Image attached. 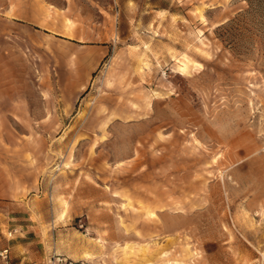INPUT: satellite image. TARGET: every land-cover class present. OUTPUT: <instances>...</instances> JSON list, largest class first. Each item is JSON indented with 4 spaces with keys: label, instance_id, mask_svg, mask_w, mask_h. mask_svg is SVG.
<instances>
[{
    "label": "rangeland",
    "instance_id": "374dc122",
    "mask_svg": "<svg viewBox=\"0 0 264 264\" xmlns=\"http://www.w3.org/2000/svg\"><path fill=\"white\" fill-rule=\"evenodd\" d=\"M9 220L40 264H264V0H0Z\"/></svg>",
    "mask_w": 264,
    "mask_h": 264
},
{
    "label": "crops",
    "instance_id": "0c3cea01",
    "mask_svg": "<svg viewBox=\"0 0 264 264\" xmlns=\"http://www.w3.org/2000/svg\"><path fill=\"white\" fill-rule=\"evenodd\" d=\"M10 220L4 224L7 225V228H5L7 231L3 233L6 234L14 229L19 230V233L14 235L11 239H6L5 237L1 239L0 248H10L12 264H40L44 262L45 253L41 246H39L41 241L35 238L38 234L37 231L33 230V226L23 220L16 223L10 222Z\"/></svg>",
    "mask_w": 264,
    "mask_h": 264
},
{
    "label": "built area",
    "instance_id": "2783aa9c",
    "mask_svg": "<svg viewBox=\"0 0 264 264\" xmlns=\"http://www.w3.org/2000/svg\"><path fill=\"white\" fill-rule=\"evenodd\" d=\"M19 230L14 229L12 231L7 232L5 238L11 239L14 235L18 234ZM0 264H12L11 250L9 247L0 248ZM35 264V263H31ZM44 264H85L80 262L69 261L68 259H63L59 256L51 257Z\"/></svg>",
    "mask_w": 264,
    "mask_h": 264
}]
</instances>
